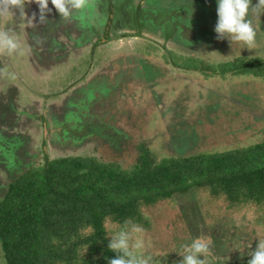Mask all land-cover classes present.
I'll list each match as a JSON object with an SVG mask.
<instances>
[{
    "label": "rangeland",
    "instance_id": "374dc122",
    "mask_svg": "<svg viewBox=\"0 0 264 264\" xmlns=\"http://www.w3.org/2000/svg\"><path fill=\"white\" fill-rule=\"evenodd\" d=\"M111 1L114 17L110 0H87L70 20L49 3L39 23L34 0H24L23 14L12 10L13 19L0 17V30L14 27L22 52H0V197L23 170L59 157L128 170L141 145L159 160L264 141V76L221 74L264 61V15L253 17L257 46L242 49L217 40L215 0ZM141 213L143 231L131 243L155 264H180L181 245L200 237L212 253L200 257L205 264H247L264 240V208L231 205L207 190ZM105 228L110 241L120 225Z\"/></svg>",
    "mask_w": 264,
    "mask_h": 264
},
{
    "label": "trees",
    "instance_id": "16d2710c",
    "mask_svg": "<svg viewBox=\"0 0 264 264\" xmlns=\"http://www.w3.org/2000/svg\"><path fill=\"white\" fill-rule=\"evenodd\" d=\"M109 7L114 17L111 0ZM221 74L260 78L264 61L229 66ZM195 190H207L231 205L264 208V141L224 153L159 160L141 145L128 170L117 163L79 156L27 168L0 197L4 262L108 264L116 254L108 249L107 222L144 224L142 207Z\"/></svg>",
    "mask_w": 264,
    "mask_h": 264
},
{
    "label": "clouds",
    "instance_id": "9594fccd",
    "mask_svg": "<svg viewBox=\"0 0 264 264\" xmlns=\"http://www.w3.org/2000/svg\"><path fill=\"white\" fill-rule=\"evenodd\" d=\"M39 9V23H45L46 16L51 12L49 3L59 14L61 19L70 20L82 14L87 8V0H34ZM217 21L214 27L217 40H227L232 45L243 46L242 49H253L256 45L257 30L254 27L253 17L260 21L264 15V0H257L252 6V0H215ZM24 0H0V17L12 18L14 9L20 10L23 14ZM35 19V14L33 15ZM0 52L7 56L22 54L21 46L14 27L8 26L0 30ZM10 80H15L16 75L6 72ZM139 225L126 221L120 226L119 231L109 235V251L115 253V258L108 261V264H155L151 255H136L135 249L142 247L137 243H131L133 235L142 232ZM177 254H183L180 264H205L201 256L211 257L207 238L200 237L193 239L190 243L181 245ZM248 264H264V240H258L255 251L249 253Z\"/></svg>",
    "mask_w": 264,
    "mask_h": 264
},
{
    "label": "flooded vegetation",
    "instance_id": "af4514ba",
    "mask_svg": "<svg viewBox=\"0 0 264 264\" xmlns=\"http://www.w3.org/2000/svg\"><path fill=\"white\" fill-rule=\"evenodd\" d=\"M110 23H113V22H110ZM110 23H108V25H107V27H106V32H105V36L107 37V38H109V31H111L110 29H111V24ZM109 40V39H108ZM95 46H97V44L95 45Z\"/></svg>",
    "mask_w": 264,
    "mask_h": 264
}]
</instances>
